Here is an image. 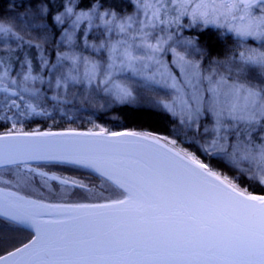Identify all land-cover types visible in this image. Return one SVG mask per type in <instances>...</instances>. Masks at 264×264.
<instances>
[{
	"label": "snow or ice",
	"instance_id": "snow-or-ice-1",
	"mask_svg": "<svg viewBox=\"0 0 264 264\" xmlns=\"http://www.w3.org/2000/svg\"><path fill=\"white\" fill-rule=\"evenodd\" d=\"M121 3L62 0L52 15L50 0H18L23 28L0 18V184L40 177L41 187L61 180L88 191L32 166L43 161L89 170L118 197L69 205L0 196V264H264V0ZM185 27L226 30L235 46L213 57L199 35H178ZM56 32L67 48L50 69L41 54L47 90L31 86L43 77L27 55L11 74L13 53L42 50ZM154 86L171 93L152 95ZM49 103L160 109L173 128L25 131L24 121L49 116Z\"/></svg>",
	"mask_w": 264,
	"mask_h": 264
},
{
	"label": "trees",
	"instance_id": "trees-1",
	"mask_svg": "<svg viewBox=\"0 0 264 264\" xmlns=\"http://www.w3.org/2000/svg\"><path fill=\"white\" fill-rule=\"evenodd\" d=\"M18 0H0V17L5 21L11 23L21 24L15 17V14L11 8L13 3H17ZM117 8L122 7L121 0H109ZM62 0H50L52 6V15L56 14V6L61 4ZM61 9V8H60ZM59 9V10H60ZM131 9H129L130 11ZM49 23L51 20L49 18ZM59 35L56 32L55 39ZM199 35L200 44L209 49L213 57L221 55L225 52V48L229 46L230 41L227 37H221L214 29L195 32L194 36ZM54 39V40H55ZM51 40L50 44L44 46L43 50L48 54L47 59L50 63L46 66L51 68V65L56 63V52L58 50L63 51L59 45ZM16 48V45L15 47ZM17 53H13V68L11 73L15 75L20 70L21 65L17 63V60H23L24 56H28L32 59L33 75H39L43 77V83L40 80L31 83V86L39 88L41 91H45L48 88V81L50 74L46 70H42L41 61L33 59L35 52L34 47H29L27 44L22 45ZM51 96L52 92H48ZM71 99V96H68ZM102 103V101H97ZM49 116L36 117L23 122V129L25 131H99V127L107 129L109 132L117 131H135V132H152L154 134L168 136L171 133L173 124L169 116L160 109H147L140 108L135 105H109L104 108H88L80 104H67L62 109H53L51 103L47 106ZM21 127V125H18ZM32 164L33 167L40 166L39 170L49 175H56L62 179H68L70 181L75 180L77 183L83 182L88 186V191L74 187L72 183L67 185L63 184L61 180H49L48 184L41 187V178L35 177L34 181L27 186H14L5 187L0 184V192L2 189L12 190L15 193L25 196L32 200H40L45 204H76V203H98L104 202L101 199V195L104 197L111 196L112 199L118 198L109 191H101L107 186L103 184L100 179H95L89 170L78 169L67 165L58 164ZM5 180L10 179L7 174H4ZM15 184V181H13ZM247 187V184L242 185ZM249 191H259V185H253L248 188ZM5 193V192H3ZM87 197V198H85Z\"/></svg>",
	"mask_w": 264,
	"mask_h": 264
},
{
	"label": "rangeland",
	"instance_id": "rangeland-1",
	"mask_svg": "<svg viewBox=\"0 0 264 264\" xmlns=\"http://www.w3.org/2000/svg\"><path fill=\"white\" fill-rule=\"evenodd\" d=\"M63 9L61 8L60 9V11H62ZM0 18H2V17H0ZM8 22H10V21H8ZM183 24H188L189 23V18H182V21H181ZM11 23V22H10ZM19 27H21V28H23V25L22 24H17ZM215 30V32H217L218 33V31L216 30V29H214ZM198 31H200V29H196V28H187V27H185V28H183V29H181L180 30V32L178 33V35H182V36H188V35H193L194 36V33L195 32H198ZM219 33H223L222 35L221 34H219ZM219 35L221 36V37H227L228 38V40L230 41V43H229V46L227 47V48H225V52L224 53H227V51H228V49L229 48H232V47H234L235 46V37L232 35V34H230V33H228L226 30H219ZM32 36H35L36 35V33L35 32H32V33H30ZM26 39H27V37H26ZM60 39H61V37H60V34L57 36V38L54 40V42L56 41V43L59 45V47L62 49V50H66V48H67V46H64V47H61L60 46V44H59V41H60ZM90 39H91V37H90ZM51 38L49 39V43L48 44H50L51 43ZM81 44H82V39H81ZM15 43H12L11 44V47L13 48V47H15ZM247 46H251V47H259V44L258 43H254V42H251V41H249L248 42V45ZM223 53V54H224ZM41 54H43V56L45 57V58H47V53L42 49H36L35 48V52H34V54H33V59L34 60H36V61H41L40 60V57H41ZM86 55H88V54H90V53H85ZM97 56H99V54L97 53ZM167 58H170V57H166V59ZM205 64H206V62H205ZM128 74H124L123 76H121L120 77V79H122V80H124L125 78H126V76H127ZM252 76L254 77V81L253 82H258L261 78L259 77V76H256L255 75V73H252ZM126 82H131V81H126ZM155 88H156V91H154V92H152L151 94L152 95H158L160 98H163L164 96H165V93H171V90L170 89H161V88H159L158 86H154ZM48 176H51V175H49L48 174ZM1 190L3 191V192H5L4 194H7V193H9V192H13L12 190H8V189H2L1 188ZM2 192V193H3ZM18 194V193H17ZM20 195V194H19ZM105 202V201H104ZM46 218V217H45Z\"/></svg>",
	"mask_w": 264,
	"mask_h": 264
},
{
	"label": "water",
	"instance_id": "water-1",
	"mask_svg": "<svg viewBox=\"0 0 264 264\" xmlns=\"http://www.w3.org/2000/svg\"><path fill=\"white\" fill-rule=\"evenodd\" d=\"M78 132H86V131H78ZM44 163L46 162H43V161L32 162V164H44ZM3 195H6V194L0 192V196H3Z\"/></svg>",
	"mask_w": 264,
	"mask_h": 264
}]
</instances>
